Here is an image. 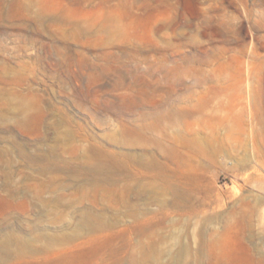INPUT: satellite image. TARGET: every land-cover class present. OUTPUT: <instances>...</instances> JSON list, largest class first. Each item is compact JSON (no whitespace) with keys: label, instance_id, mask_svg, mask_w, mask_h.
<instances>
[{"label":"rangeland","instance_id":"rangeland-1","mask_svg":"<svg viewBox=\"0 0 264 264\" xmlns=\"http://www.w3.org/2000/svg\"><path fill=\"white\" fill-rule=\"evenodd\" d=\"M0 264H264V0H0Z\"/></svg>","mask_w":264,"mask_h":264}]
</instances>
